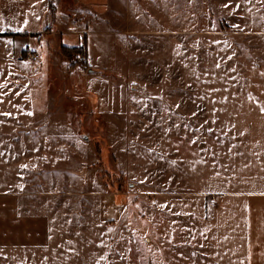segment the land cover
I'll use <instances>...</instances> for the list:
<instances>
[{
    "label": "crops",
    "instance_id": "crops-1",
    "mask_svg": "<svg viewBox=\"0 0 264 264\" xmlns=\"http://www.w3.org/2000/svg\"><path fill=\"white\" fill-rule=\"evenodd\" d=\"M66 1L61 9L64 0H0V264H57V259L73 264L72 256L55 248V163L40 156L55 146L56 130H67L57 127L55 103L44 95L54 90L49 71L42 69L53 68L51 51L60 56L63 48L85 44L91 75L125 65L133 68V84L145 82L138 68L150 64L153 36L164 33L152 29L151 20L167 14L178 20L183 14L178 0ZM43 29L55 39L51 47L35 39ZM259 47L240 44L236 52L226 46L230 57L217 60L208 43L207 59L198 58L194 66L191 190L200 206L192 220L191 260L182 264H264V53ZM31 53L41 56L42 72L24 69ZM206 74L208 87L202 82ZM41 130L47 132L43 138ZM47 197L51 200L41 203Z\"/></svg>",
    "mask_w": 264,
    "mask_h": 264
},
{
    "label": "rangeland",
    "instance_id": "rangeland-1",
    "mask_svg": "<svg viewBox=\"0 0 264 264\" xmlns=\"http://www.w3.org/2000/svg\"><path fill=\"white\" fill-rule=\"evenodd\" d=\"M177 5L179 12L183 8L178 20L168 14L151 20L152 29L164 33L153 36L150 64L138 68L145 82L133 84V68L125 65L91 75L77 53L69 62L62 51L60 56L51 51L53 68H42L54 85L44 95L55 103L57 127L67 128L56 130L55 146L40 152L55 163L52 235L56 251L72 256L73 264L191 260L192 220L200 206L191 190L194 66L198 58L207 59L208 43L217 60L230 57L226 46L238 52L245 43H258L263 54L264 0H178ZM41 33L35 39L54 45V37ZM41 60L27 58L24 69L42 72ZM210 79L202 77L206 87ZM46 133L38 132L41 138ZM34 149L27 150L29 157Z\"/></svg>",
    "mask_w": 264,
    "mask_h": 264
},
{
    "label": "built area",
    "instance_id": "built-area-1",
    "mask_svg": "<svg viewBox=\"0 0 264 264\" xmlns=\"http://www.w3.org/2000/svg\"><path fill=\"white\" fill-rule=\"evenodd\" d=\"M77 55V62L83 66V67H88L89 66V60L87 58V55H86V46L85 44H82L80 47H79V52L76 54ZM39 57L38 55H36L35 53H31L29 55V59L30 60H37Z\"/></svg>",
    "mask_w": 264,
    "mask_h": 264
},
{
    "label": "trees",
    "instance_id": "trees-1",
    "mask_svg": "<svg viewBox=\"0 0 264 264\" xmlns=\"http://www.w3.org/2000/svg\"><path fill=\"white\" fill-rule=\"evenodd\" d=\"M51 7H52V3H51ZM78 52L79 50L77 48H63L62 49L63 57H65L69 62H72V56Z\"/></svg>",
    "mask_w": 264,
    "mask_h": 264
}]
</instances>
